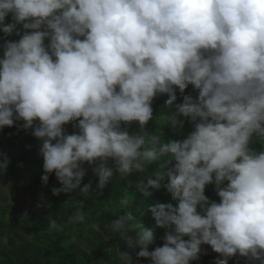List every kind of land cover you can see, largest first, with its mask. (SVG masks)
I'll use <instances>...</instances> for the list:
<instances>
[{
	"label": "clouds",
	"instance_id": "clouds-1",
	"mask_svg": "<svg viewBox=\"0 0 264 264\" xmlns=\"http://www.w3.org/2000/svg\"><path fill=\"white\" fill-rule=\"evenodd\" d=\"M0 32L20 37L2 45L0 129H32L42 183L54 173L61 185L53 195L89 194L85 164L103 190L109 160L122 178L155 165L145 196L167 181L176 206L148 209L170 229L162 246L149 251L154 229L130 211L112 221L121 235L138 228L118 250L121 264H135L132 252L150 264H191L202 245L218 264H264V147H253L264 142V0H0ZM189 86L195 99L184 96L163 118L173 130L187 118L194 130L167 142L146 135L153 100L167 95L171 107ZM69 124L78 131L67 134Z\"/></svg>",
	"mask_w": 264,
	"mask_h": 264
},
{
	"label": "trees",
	"instance_id": "trees-1",
	"mask_svg": "<svg viewBox=\"0 0 264 264\" xmlns=\"http://www.w3.org/2000/svg\"><path fill=\"white\" fill-rule=\"evenodd\" d=\"M11 16L4 21L10 24ZM15 32L5 36L0 32V55L5 40H18ZM47 44L48 41H45ZM195 99L197 92L191 86L181 94L176 92V101L166 105L167 95L157 96L152 103L153 119L145 129L146 135L162 132L164 142L183 140L193 130V124L185 118L182 129L173 130L165 125L164 118L175 110V105L183 102L184 96ZM124 126L122 125V128ZM66 133L78 131L72 124L65 126ZM129 134L140 132L137 123L127 127ZM41 141L32 135V129H23L22 121L11 127L0 129V150L7 152V168L0 171V264H121L118 250H127V238L135 237L138 228H131L123 235L114 232L112 221L131 212L134 222L143 228L154 229L155 239L149 245V251L162 246L164 237L170 229L156 227L148 209L155 203H172L162 181L158 191L152 195L143 194V186L149 178H154L155 165L143 171H133L127 177H120L114 163L109 160L108 167L114 174L103 190L98 185V176L93 167L84 165L85 175L81 187L91 183L89 194L60 193L53 195L54 188L61 185L54 173L49 175L47 184H43V158L39 154ZM256 149L264 147V142L253 145ZM205 195L210 201L219 202L214 185H208ZM83 220L76 221L77 211ZM24 211L23 215L18 214ZM135 264H150L147 259L137 258L131 253ZM218 254L208 245H202V254L191 264H218ZM228 264H247L244 258L234 257Z\"/></svg>",
	"mask_w": 264,
	"mask_h": 264
},
{
	"label": "rangeland",
	"instance_id": "rangeland-1",
	"mask_svg": "<svg viewBox=\"0 0 264 264\" xmlns=\"http://www.w3.org/2000/svg\"><path fill=\"white\" fill-rule=\"evenodd\" d=\"M5 159L7 160V152H5V151H1V150H0V163H3ZM7 165H8V163H7ZM6 168H7V167H6ZM4 187H5L4 185H1V184H0V191H1V194H5L4 191H3V188H4ZM23 213H24V211H21V212L18 214V216L21 217V215H23Z\"/></svg>",
	"mask_w": 264,
	"mask_h": 264
}]
</instances>
